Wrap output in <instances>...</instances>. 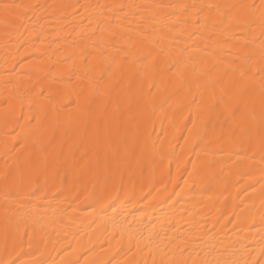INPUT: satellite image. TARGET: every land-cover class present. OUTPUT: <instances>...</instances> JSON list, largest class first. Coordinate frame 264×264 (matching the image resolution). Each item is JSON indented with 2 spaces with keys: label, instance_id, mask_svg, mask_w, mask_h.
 Instances as JSON below:
<instances>
[{
  "label": "bare ground",
  "instance_id": "6f19581e",
  "mask_svg": "<svg viewBox=\"0 0 264 264\" xmlns=\"http://www.w3.org/2000/svg\"><path fill=\"white\" fill-rule=\"evenodd\" d=\"M2 4L0 264H264L261 0Z\"/></svg>",
  "mask_w": 264,
  "mask_h": 264
},
{
  "label": "snow or ice",
  "instance_id": "6c2138e0",
  "mask_svg": "<svg viewBox=\"0 0 264 264\" xmlns=\"http://www.w3.org/2000/svg\"><path fill=\"white\" fill-rule=\"evenodd\" d=\"M21 5H10V4H2L0 5V9L3 10V13L7 15L12 9L20 8ZM254 7V6H250ZM261 10H262V17H264V0H261ZM250 59V58H249ZM261 60L264 61V50L261 52ZM247 62V61H246ZM236 71L239 72V77L241 81H245L250 76V69H246L244 66H238ZM260 105H259V121H260V139H261V147L264 148V67L260 69ZM242 85H238L233 90V100H234V107L225 105L226 110H228L231 114V118L233 120L239 119V121L244 124L245 131L250 130L252 122H254L257 118V113L255 109V105L253 104L254 97L251 95L248 97L247 100L243 98L241 95L243 91ZM249 104H253L251 109L249 108ZM240 127V124L237 125ZM251 137L249 136V139Z\"/></svg>",
  "mask_w": 264,
  "mask_h": 264
}]
</instances>
